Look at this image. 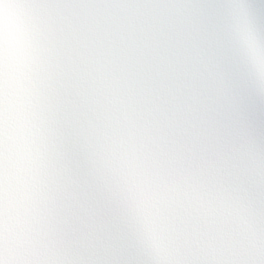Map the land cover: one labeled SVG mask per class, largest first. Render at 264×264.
Instances as JSON below:
<instances>
[{
	"label": "clouds",
	"instance_id": "obj_1",
	"mask_svg": "<svg viewBox=\"0 0 264 264\" xmlns=\"http://www.w3.org/2000/svg\"><path fill=\"white\" fill-rule=\"evenodd\" d=\"M0 264H264V0H0Z\"/></svg>",
	"mask_w": 264,
	"mask_h": 264
}]
</instances>
